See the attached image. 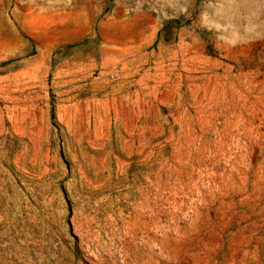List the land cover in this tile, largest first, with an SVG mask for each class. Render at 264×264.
Masks as SVG:
<instances>
[{"label": "rangeland", "instance_id": "374dc122", "mask_svg": "<svg viewBox=\"0 0 264 264\" xmlns=\"http://www.w3.org/2000/svg\"><path fill=\"white\" fill-rule=\"evenodd\" d=\"M0 264H264V0H0Z\"/></svg>", "mask_w": 264, "mask_h": 264}]
</instances>
